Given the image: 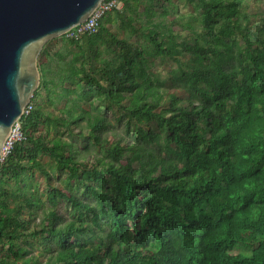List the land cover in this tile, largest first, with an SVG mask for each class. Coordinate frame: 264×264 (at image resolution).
I'll return each instance as SVG.
<instances>
[{"label": "trees", "instance_id": "1", "mask_svg": "<svg viewBox=\"0 0 264 264\" xmlns=\"http://www.w3.org/2000/svg\"><path fill=\"white\" fill-rule=\"evenodd\" d=\"M122 1L39 54L0 160V264H264V0Z\"/></svg>", "mask_w": 264, "mask_h": 264}, {"label": "water", "instance_id": "2", "mask_svg": "<svg viewBox=\"0 0 264 264\" xmlns=\"http://www.w3.org/2000/svg\"><path fill=\"white\" fill-rule=\"evenodd\" d=\"M104 0H0V160L40 83L44 44L85 21Z\"/></svg>", "mask_w": 264, "mask_h": 264}, {"label": "rangeland", "instance_id": "3", "mask_svg": "<svg viewBox=\"0 0 264 264\" xmlns=\"http://www.w3.org/2000/svg\"><path fill=\"white\" fill-rule=\"evenodd\" d=\"M171 1L173 2L175 6H177L178 13H187L192 10L191 5L187 4L185 0H171ZM163 4H167V3H164L162 0H154V6L156 10H159L160 6ZM142 10H143V5L141 4L139 6V11L142 12ZM247 12L250 14L251 20L253 23H260V21L264 17V4L255 3L254 1H250L249 6L247 7ZM170 19L171 17H167L166 22L167 21L169 22ZM109 28L111 29L112 32L116 33V35L119 38H125L128 35L127 31L120 25L119 22H114L112 25L109 26ZM174 29L176 31L180 30L179 26H175ZM128 37L131 42H136V41L143 42V38L140 35L128 36ZM43 48H45V50L47 51V54H48L46 57L47 60H52L53 58H55V54L57 53H63V52H66L67 50L73 49L66 42L62 41L60 37H56V38H52L48 40L44 44ZM153 63H154L152 67L153 72L157 73L162 79H165L168 74V71L171 68L176 66L175 62L170 59L161 60L160 58H156L154 59ZM167 92L170 94H175L179 98L184 97L182 92L176 91L175 89H173L169 83H167ZM42 94H43V91H42ZM48 110H51V109L49 108ZM115 112L116 111L114 110L109 111L107 115H108V118L115 125V131L118 133L120 132L122 133L123 127H122V124L116 123ZM73 139L78 143L80 147L82 146V143L80 140H78L76 137H74ZM42 159L43 161H46L47 157H42ZM88 160L91 161V158H88ZM37 178L40 181V188L43 189L45 187V183L42 177L37 174ZM60 210H62L60 211L61 213L65 214L66 216L68 215V212H65V209L63 207H61ZM243 251L244 250H242L241 248H237L233 250V253H238V252H243Z\"/></svg>", "mask_w": 264, "mask_h": 264}, {"label": "built area", "instance_id": "4", "mask_svg": "<svg viewBox=\"0 0 264 264\" xmlns=\"http://www.w3.org/2000/svg\"><path fill=\"white\" fill-rule=\"evenodd\" d=\"M123 6L122 0H104L102 1L98 7L92 12V14L83 22L78 23L74 27H72L70 30L66 32V36L68 38H74L78 39L81 36L85 34H92L97 32L99 27V22L102 19V17L107 14V12L113 10V9H120ZM30 109V105H28L25 108L24 112H28ZM22 138V135L19 130V122H17L14 126V128L11 131V134L7 138L3 153H2V159L5 155H7L13 145V142L16 140H20Z\"/></svg>", "mask_w": 264, "mask_h": 264}, {"label": "clouds", "instance_id": "5", "mask_svg": "<svg viewBox=\"0 0 264 264\" xmlns=\"http://www.w3.org/2000/svg\"><path fill=\"white\" fill-rule=\"evenodd\" d=\"M234 254H237V253H234Z\"/></svg>", "mask_w": 264, "mask_h": 264}]
</instances>
